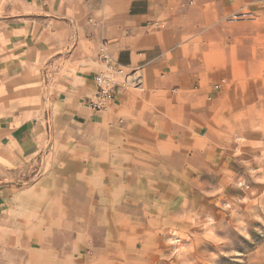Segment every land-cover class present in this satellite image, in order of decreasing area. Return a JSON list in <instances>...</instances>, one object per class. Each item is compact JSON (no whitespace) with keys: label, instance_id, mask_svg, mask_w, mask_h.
<instances>
[{"label":"crops","instance_id":"1","mask_svg":"<svg viewBox=\"0 0 264 264\" xmlns=\"http://www.w3.org/2000/svg\"><path fill=\"white\" fill-rule=\"evenodd\" d=\"M102 54L137 81L95 112ZM263 86L264 0H0V264H115L136 181Z\"/></svg>","mask_w":264,"mask_h":264},{"label":"rangeland","instance_id":"2","mask_svg":"<svg viewBox=\"0 0 264 264\" xmlns=\"http://www.w3.org/2000/svg\"><path fill=\"white\" fill-rule=\"evenodd\" d=\"M261 104L264 92H254L253 116L208 124L190 138L182 164L151 166L136 181L151 192L139 203L146 212L137 214L145 227L121 244L115 264H264V115H255ZM18 256L6 264H29L27 252Z\"/></svg>","mask_w":264,"mask_h":264},{"label":"built area","instance_id":"3","mask_svg":"<svg viewBox=\"0 0 264 264\" xmlns=\"http://www.w3.org/2000/svg\"><path fill=\"white\" fill-rule=\"evenodd\" d=\"M102 67L94 76L95 94L86 101L87 107L95 112H105L118 100V90H128L136 85L126 69L113 62L106 54L100 56Z\"/></svg>","mask_w":264,"mask_h":264}]
</instances>
